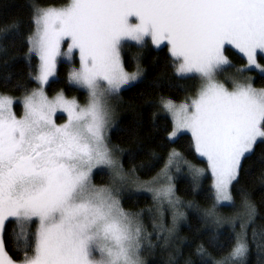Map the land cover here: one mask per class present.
<instances>
[{"label":"snow or ice","instance_id":"obj_1","mask_svg":"<svg viewBox=\"0 0 264 264\" xmlns=\"http://www.w3.org/2000/svg\"><path fill=\"white\" fill-rule=\"evenodd\" d=\"M31 23L28 54H35L39 63L29 77L36 87L19 101V116L14 111L17 99L0 93V264H146L142 253L157 246L168 249L177 224L185 219L170 175L173 168L180 171L181 164L194 182L210 171L213 204L204 217L216 225L225 223L216 208L235 204L231 189L239 183L243 162L258 143L264 144V89L254 88L251 77H228L229 90L217 76L231 66L226 46L246 58L237 73L253 67L264 72L258 62L264 58V0H70L61 7L33 6ZM17 30L13 22L5 34ZM148 41L156 48L167 46V66L175 77L200 80L190 103L160 97L159 105L172 118L167 139L174 142L178 134L189 132L207 169L173 149L157 177L141 182L134 170L124 171L106 132L113 115L109 100L144 72L139 53L132 57L135 71L125 70L123 45L134 42L143 47ZM75 52L80 66L69 70L67 80L87 91L83 106L63 91L46 94L57 57L71 63ZM57 112L66 114L64 123L55 122ZM105 169L110 183L94 184L95 171ZM125 185L152 193L156 208L148 209L151 230L142 219L143 210L123 208ZM241 196L242 212L231 218L230 247L225 251L226 246L219 245L224 254L216 259L199 245L194 253L199 264H246L247 229L257 210L243 189ZM165 203L171 226L165 224ZM238 219L247 222L236 232ZM9 221L14 222V251L23 253L19 261L5 250ZM168 264H177L171 253ZM184 264L194 262L189 258Z\"/></svg>","mask_w":264,"mask_h":264},{"label":"trees","instance_id":"obj_2","mask_svg":"<svg viewBox=\"0 0 264 264\" xmlns=\"http://www.w3.org/2000/svg\"><path fill=\"white\" fill-rule=\"evenodd\" d=\"M69 0H0V93L20 96L30 91L35 82L29 77V72L35 73L38 57L28 54L27 37L33 30L31 23V10L33 6L63 5ZM13 22L18 24L14 35H6L5 29ZM139 53V63L144 69L139 80L126 86L114 98L113 108L116 115L114 126L108 133V143L113 149L124 171L133 173L138 179L147 181L153 178L164 167L168 153L175 149L182 156L203 169H207V162L200 157L194 149L191 135L183 132L177 135L174 142L167 139L172 129L170 117L161 110L160 97L181 100L195 95L198 79L177 78L167 65L171 58L167 47L152 46L148 42L143 47H137L134 42H125L122 49V61L125 69L131 71L136 68L132 60L133 55ZM225 55L231 61L232 70L240 68L246 63V58L233 47L226 46ZM264 65V58L258 59ZM31 65V68L29 67ZM77 65V61L60 60L56 75L47 86L49 93L62 90L66 95H75L84 100L85 91L68 84V72ZM247 71L239 73L246 74ZM254 72V71H253ZM252 84L264 87V74L254 75ZM232 83L228 82L227 86ZM264 144H257L255 152L243 162L239 183L232 187L235 204L233 206H218L216 213L225 218L226 222L216 225L204 217V210L212 207V177L209 171L194 182L192 175L183 164L180 171L174 170L172 182L175 197L181 202V210L185 219L181 220L170 239V247L162 249L157 246L154 250L142 253L146 264H168L171 253L175 256L177 264H184L191 258L194 264H199V257L195 250L203 245L212 258L219 259L224 252L218 250L219 245H225V251L231 245L233 225L231 218L241 213V189L246 193L247 199L255 206L257 214L254 222L247 229L250 252L246 264H264ZM107 172L97 170L93 175L95 182H107ZM131 192V191H130ZM121 203L124 209L131 212L143 210L142 219L151 230V219L148 209H155L153 197L142 190L130 194H121ZM192 206L189 207L188 205ZM165 216L166 226H171L169 217ZM246 219L235 221V231L239 232L240 224ZM13 223H7L3 235L5 250L14 261H19L23 253L14 251L11 238ZM155 242V236H153ZM162 244L163 241L161 240Z\"/></svg>","mask_w":264,"mask_h":264},{"label":"rangeland","instance_id":"obj_3","mask_svg":"<svg viewBox=\"0 0 264 264\" xmlns=\"http://www.w3.org/2000/svg\"><path fill=\"white\" fill-rule=\"evenodd\" d=\"M70 2V0L67 2V3H69ZM66 3V4H67ZM63 5H65V4H63ZM63 5H53V6H51V7H61V6H63ZM41 7H49V6H41ZM148 43L149 44H151L150 43V41H148ZM153 46V45H152ZM61 47H62V49L63 50H66L67 49V44H64V43H62V45H61ZM167 47V46H166ZM229 47H231V46H229ZM167 50H168V48H167ZM60 60H65V61H69L67 58H65V57H63V56H61V57H57V65H58V62L60 61ZM73 60H76L77 61V65H75V66H73L72 68H79V54H78V52H75V54L73 55V57H72V60H71V62L73 61ZM38 63H39V60H38ZM246 64V63H245ZM244 64V65H245ZM243 65V66H244ZM262 65V64H261ZM71 68V69H72ZM57 69V68H56ZM136 69V68H135ZM135 69H133V70H131V71H129V70H127V69H125L126 71H128V72H133V71H135ZM236 69H237V67H236ZM236 69L235 70H232V68H230V67H226L225 69H224V71L222 72V73H220L218 76H217V79L220 81V82H222V83H224L225 84V86L227 87V88H229V90H231V88H232V85L229 87V86H227V83L228 82H231V80H229V79H227L228 77H235L236 79H238V80H243L244 78H248V77H251V84H252V81H253V79H254V75H256V74H264V72H261L259 69H256V68H251L250 70H248L247 72H246V74H244V75H241V74H239V73H237V71H236ZM254 71V72H253ZM55 75H56V73H55ZM55 77V76H54ZM54 77H52L51 79H53ZM141 78V77H140ZM139 78V79H140ZM50 79V80H51ZM138 79V80H139ZM198 79V78H197ZM198 81H199V85H200V80L198 79ZM136 82V81H135ZM134 82H130V84L129 85H131V84H133ZM252 86L254 87V88H256V89H264V87H260V86H255V85H253L252 84ZM34 87H36V84H35V86ZM33 87V88H34ZM32 88V89H33ZM82 89V88H81ZM82 90H84L85 91V98H84V100L82 101V100H80L77 96H75V95H66L64 92V94H65V96L67 97V98H69V99H72V98H75L76 100H77V102L79 103V104H81L82 106L84 105V104H86L87 103V101H88V93H87V91L85 90V89H82ZM31 91V90H30ZM60 91H62V90H58V91H56V92H54V93H49L48 91H47V87H46V94L49 96V97H52V96H54L57 92H60ZM27 93V92H26ZM25 93V94H26ZM4 94V93H3ZM25 94H23V95H20V96H12V95H10V96H12V97H14V98H16L17 99V103H16V105L14 106V111L16 112V114L19 116V115H21L22 114V112H23V107H22V104H20L19 103V101L23 98V96L25 95ZM8 95V94H7ZM194 95H190V96H188V97H186V98H183V99H181V100H173L175 103H177V104H180V103H184V102H187V103H190V99H188V98H190V97H193ZM168 98V97H167ZM113 101H114V98H111L110 100H109V104H110V106H111V108H112V110H113V115H112V123H111V126L107 129V132H106V137H107V143H108V133H109V131H110V129L112 128V126H114V123H115V119H116V115H115V111H114V106H113ZM166 113V112H165ZM167 114V113H166ZM169 117H170V119H171V121H172V118H171V116L169 115V114H167ZM54 119H55V122L57 123V124H62V123H64L65 121H66V119H67V117H66V114H63V113H61V112H57V114L54 116ZM186 132V131H185ZM187 133H189V132H187ZM190 134V133H189ZM191 135V134H190ZM176 138V137H175ZM174 138V139H175ZM108 146L110 147V145H109V143H108ZM111 148V147H110ZM173 150V149H172ZM171 150V151H172ZM114 151V150H113ZM114 155H115V158L119 161V157L117 156V154H116V152L114 151ZM184 158V157H183ZM205 160H206V158H204ZM184 160H186L185 158H184ZM187 161H189V160H187ZM189 162H191V161H189ZM207 162V161H206ZM119 163H120V161H119ZM192 164H194L193 162H191ZM121 164V163H120ZM182 165V164H181ZM196 167H198V168H201L199 165H197V164H194ZM174 170H176L175 168H173L172 169V171L170 172V175L172 176V173H173V171ZM97 171V170H96ZM105 171L107 172V175H106V177H108V181L107 182H104V183H101V182H95L94 181V179H93V183L94 184H96V185H98V186H101V185H108L109 183H110V179H109V175H108V170H106L105 169ZM126 172V171H125ZM126 173H128V172H126ZM158 173H160V171L158 172ZM158 173L154 176V177H157V175H158ZM209 173H210V171H209ZM211 174V173H210ZM136 177V176H135ZM153 177V178H154ZM212 177V176H211ZM153 178H151L150 180H147V181H151ZM140 180V179H139ZM141 182H144L143 180H140ZM163 183H167L166 181H164ZM171 184H172V186H173V182L171 181ZM150 186H159V185H150ZM134 192V191H138L137 190V186L136 185H125L124 187H123V190H122V192H121V194H130L131 192ZM140 191V190H139ZM142 191H144V192H146V193H149L151 196H152V193L151 192H148L147 190H142ZM153 197V196H152ZM121 198V197H120ZM155 205H156V203H155ZM155 208H156V206H155ZM164 209H165V213L164 214H167L168 215V217H169V221H170V223H171V211L167 208V205H166V203H165V205H164ZM126 210V209H125ZM127 211V210H126ZM34 228H35V225H33V230H34ZM10 257V256H9Z\"/></svg>","mask_w":264,"mask_h":264}]
</instances>
